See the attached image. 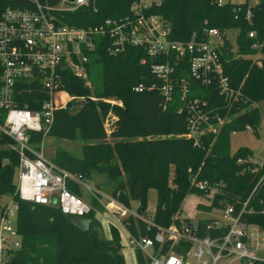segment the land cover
Segmentation results:
<instances>
[{
    "label": "built area",
    "instance_id": "obj_1",
    "mask_svg": "<svg viewBox=\"0 0 264 264\" xmlns=\"http://www.w3.org/2000/svg\"><path fill=\"white\" fill-rule=\"evenodd\" d=\"M90 2L58 0L50 4L48 0H29L28 4L9 6L0 13V136L12 142V149L18 155L14 195L33 204L55 206L73 220H83L92 214V221L104 224L100 225L101 230L106 227L109 234L111 229L118 233L121 251L130 258V264H134L135 250H140L147 264L264 263V227L248 219L256 214L264 216L262 200L253 205L249 195L241 203L211 206L210 210L218 212L216 217L196 220L176 217L169 225H161L155 220L156 206L148 203L143 206L138 200L126 205L118 199V193L114 196L86 185L88 180L67 171L44 151L56 111L73 102L85 101V97L64 89L65 73L70 71L91 87L89 69L99 45L109 55L129 48L144 51L141 63L153 61L150 71L159 84L140 83L134 90L157 89L165 108L172 102L177 88L182 105L178 112L184 113L186 122L185 132L177 136L192 140L193 146L201 147L202 136L216 134L223 124L243 113L244 109H239L241 105H247L249 110L257 109L260 116L264 114L258 105L264 99L250 101L240 87L231 85L224 72V54L240 56L258 68L264 67V18L260 20V16L254 15L256 8L264 6V0H210L218 7L231 6L234 20L255 26L247 31L251 51L245 54L238 53L237 38L233 49L224 32L209 27L206 21L200 32L193 33L188 40L169 38L170 23L153 12L161 7L163 0H133L127 14L107 17L98 25L87 27L67 25L56 14L74 11ZM258 23L262 25L261 31L256 26ZM224 38L229 52L223 48ZM179 68H186L188 76L200 85L211 87L224 105H213L210 99L193 95L190 81L178 80ZM39 89L46 98H31L38 104L36 109H30L28 103L20 105L24 95ZM87 98L122 106L114 98H98L93 94ZM115 119L109 111L103 120L104 128L111 130ZM243 130L254 133L249 124ZM236 132H230V136ZM33 136L42 139L37 142ZM249 161L262 167L264 157L259 162L253 157ZM70 183L85 186L89 201L72 192ZM191 184L198 192L214 194L223 185L199 179L197 175L192 176ZM17 208L14 197H10L9 203H0V264H10L14 253L22 247L16 230Z\"/></svg>",
    "mask_w": 264,
    "mask_h": 264
},
{
    "label": "trees",
    "instance_id": "obj_2",
    "mask_svg": "<svg viewBox=\"0 0 264 264\" xmlns=\"http://www.w3.org/2000/svg\"><path fill=\"white\" fill-rule=\"evenodd\" d=\"M48 1L54 4L58 0ZM132 1L91 0L88 6L56 14L70 26H94L107 17L127 14ZM9 6L23 5L13 0H0V13ZM153 12L170 23L171 39H190L193 33L200 32L206 21L209 27H216L221 32L239 29L238 53L251 51L246 36L249 28L255 26L243 20H234L231 6L218 7L210 0H163L161 7ZM254 15L262 20L264 6L256 8ZM256 26L262 30L260 23ZM143 57L145 54L141 49L129 48L123 53L109 55L99 45L89 69L91 87H87L70 71L65 73L64 89L72 95L85 97V101L73 102L71 108L56 111L49 136L74 140L80 133L87 140L103 139L107 135L103 120L111 111L116 119L109 136L115 142L113 147L102 142L86 145L82 159L57 149L56 155H51L53 161L80 178H90L94 169L104 174L107 184L111 185L112 194L118 193V199L126 205L131 200H138L146 206L147 191L156 190L155 220L161 225H169L173 221L181 200L193 189V175L210 182H222L210 206L241 203L249 195H252L253 205L260 200L264 202V164L259 167L257 163L248 161L253 152L247 147H240L233 154L230 152V132L242 131L246 124L251 125L255 132L261 120L260 112L241 105L239 109H244L243 113L223 124L216 134L202 136L201 147L193 146L192 140L177 136L184 133L186 127L184 113L178 112L182 105L177 88L172 102L167 103L165 108L163 97L157 89L143 92L134 90L140 83L159 84L150 71L153 61L148 59L141 63ZM224 58V72L231 85L240 87L250 101L263 100L264 67L258 68L250 60L232 54H224ZM176 76L178 80L186 78L190 81L193 95L210 99L213 105H224L222 98L211 87H204L190 78L186 68H179ZM90 94L98 98H114L121 101L122 106L110 105L102 100L90 101L87 98ZM32 97L42 100L46 94L40 89L29 92V95L22 97L20 105L28 103L30 109H36L38 104L32 101ZM223 112L221 110L220 113ZM128 137L150 139L135 143L121 141ZM41 139L42 136H33L34 141ZM0 162V197H14L18 203L16 230L22 243L10 264H128L115 230L111 229L108 238L102 233L100 225L91 220L92 214L83 219L85 224H77L55 206L20 200L14 195L17 153L13 149H0ZM167 166L176 168L170 177L172 186L168 184ZM69 188L81 195L78 186L70 183ZM197 207H207V204ZM248 219L264 227L263 215H252ZM133 261L135 264H147L140 250H135Z\"/></svg>",
    "mask_w": 264,
    "mask_h": 264
},
{
    "label": "rangeland",
    "instance_id": "obj_3",
    "mask_svg": "<svg viewBox=\"0 0 264 264\" xmlns=\"http://www.w3.org/2000/svg\"><path fill=\"white\" fill-rule=\"evenodd\" d=\"M224 37L228 40L230 46L234 49L236 48V38L238 35V29L237 28H231L228 30H225L223 33ZM263 110H264V100L259 102L258 104ZM106 128V127H105ZM106 137L103 139H97V140H87L85 139L80 133L76 135V138L74 140H63L59 138H55L52 136H49L45 138L44 143V151L48 155H53L57 149L63 150L67 155L73 156L77 159H82L83 153H84V147L88 144H100L102 142L108 144L109 146H114V139L109 136L111 130L110 127L106 128ZM145 139H150V137H128L125 139H121V141H126L130 143H135L139 141H143ZM13 144L12 142L4 137L0 136V149H12ZM240 147H247L249 148L253 153L252 157L256 160V162H259L264 157V114L261 115V120L257 128L255 129L254 133H249L246 130L238 131L234 136H231L230 138V152L233 154L238 148ZM249 161V157L247 158ZM168 172V184L169 186H172L170 177L173 175L174 171H176L175 167L173 166H167ZM86 170V168H85ZM76 175V174H75ZM79 177V175H76ZM82 180H88L86 185H89L90 187H95L103 192H106L108 194H112L111 185L107 184V179L104 174H101L100 172L94 171L90 174V178L82 177ZM191 187L193 188L192 191H190L185 197L181 200L178 210L175 212V215L172 218L176 217H184L186 219H207L211 217L218 216V212L216 210H210V204L212 203V200L214 198L213 193L210 191L207 192H198L191 184ZM80 194L83 197L84 200L89 201V193L87 192L85 186H79ZM114 195V194H112ZM115 196V195H114ZM147 203L151 207L156 206L157 202V193L154 189H149L147 191ZM213 197V198H212ZM10 197L9 196H2L0 197V203H9ZM199 204L205 205L207 204V207H203L200 209H197ZM215 206V205H212ZM79 222L85 224L84 220H79ZM104 225V224H100ZM111 231V230H110ZM104 236L109 238L110 234L106 227L102 230ZM127 263L130 264V258L126 257ZM135 264V263H134Z\"/></svg>",
    "mask_w": 264,
    "mask_h": 264
},
{
    "label": "water",
    "instance_id": "obj_4",
    "mask_svg": "<svg viewBox=\"0 0 264 264\" xmlns=\"http://www.w3.org/2000/svg\"><path fill=\"white\" fill-rule=\"evenodd\" d=\"M70 1H72V0H70ZM13 2L20 3V4H28L29 3V0H13ZM223 48H224L225 52H229V47L227 45V41H226L225 38L223 39ZM69 108H71L70 105H69ZM0 166H1V162H0ZM75 222L77 224H80V222L78 220H75Z\"/></svg>",
    "mask_w": 264,
    "mask_h": 264
}]
</instances>
